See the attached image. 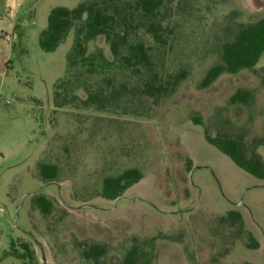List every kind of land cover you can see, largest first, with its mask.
<instances>
[{"label":"rangeland","instance_id":"obj_1","mask_svg":"<svg viewBox=\"0 0 264 264\" xmlns=\"http://www.w3.org/2000/svg\"><path fill=\"white\" fill-rule=\"evenodd\" d=\"M85 1L93 0H0V264H22L4 257L11 242L28 243L33 264H93L81 257L92 244L106 250L96 264H122L134 243L148 242L151 264H264V179L204 139L206 132L251 147L264 137V53L254 70L223 74L199 89L221 63L222 45L264 18V0H172L159 16L165 45L143 30L131 35L150 50V68L135 76H75L71 81L87 80L104 98L119 93L99 110L83 105L87 96L76 90L58 109L54 90L66 78L75 27L52 52L39 48L38 35L53 9ZM86 47L88 55L101 50L113 60L103 37ZM182 71L186 79L174 93L142 94L141 81ZM238 89L253 93L247 106L229 104ZM256 151L264 164V147ZM39 164L57 166V179L42 182ZM128 169L142 179L115 201L101 198L102 181ZM38 195L53 202L51 215L33 205ZM231 211L242 228L218 222ZM249 234L259 249H248Z\"/></svg>","mask_w":264,"mask_h":264},{"label":"trees","instance_id":"obj_2","mask_svg":"<svg viewBox=\"0 0 264 264\" xmlns=\"http://www.w3.org/2000/svg\"><path fill=\"white\" fill-rule=\"evenodd\" d=\"M172 0H93L80 3L72 10L66 8L53 9L47 21V28L39 33L38 45L44 52L54 51L64 40L72 27H75V37L70 53L67 55V71L64 81L58 83L54 90V104L56 108L66 105V99L76 90L82 89L87 96L83 101L85 106H95L104 109L108 99H115L118 91L110 92L104 98L101 92L89 90L87 83L90 78L101 73L128 72L130 75L140 74L151 67L149 49L139 40H132L131 35L143 30L158 44L165 45L166 37L159 16ZM103 37L109 45L113 60L109 61L101 50L87 54V43ZM264 53V18L242 27L232 41L224 43L221 47V63L211 67L199 84L200 90L209 88L221 75H236L240 71H252ZM264 73V70H263ZM185 72H179L166 81L158 79L157 75L141 81L140 89L147 98H158L172 94L186 79ZM78 76L86 80L79 82ZM261 77V76H260ZM89 78V79H88ZM262 84L264 76L261 77ZM123 90L126 88L123 86ZM65 89L64 96L60 99L58 90ZM253 100L250 90L238 89L233 93L228 102L232 106H247ZM103 102V104H102ZM200 125L198 120H194ZM205 141L227 156L238 168L255 177L264 179V164L260 154L256 151L264 147V137L256 138L251 142V147L245 146L241 139H227L223 136L210 137L204 133ZM38 175L42 182H52L58 177V167L53 164H39ZM142 179L138 169H128L115 177H107L102 181L100 197L115 201L128 189ZM33 205L41 215L49 216L54 211V204L43 195L32 199ZM220 224L230 227H243L242 217L237 212H228L218 219ZM250 250H257L258 244L249 234ZM81 257L84 262L96 264L106 254L103 246L98 244L85 245L81 248ZM154 254L152 242L147 244L134 243L122 259V264H151ZM4 257H13L22 261V264H33L34 252L26 242L16 245L11 242L9 250Z\"/></svg>","mask_w":264,"mask_h":264},{"label":"crops","instance_id":"obj_3","mask_svg":"<svg viewBox=\"0 0 264 264\" xmlns=\"http://www.w3.org/2000/svg\"><path fill=\"white\" fill-rule=\"evenodd\" d=\"M4 2L7 4H14V5H17V3L15 4L16 0H4ZM257 244H258V249L260 248V243L257 241Z\"/></svg>","mask_w":264,"mask_h":264}]
</instances>
